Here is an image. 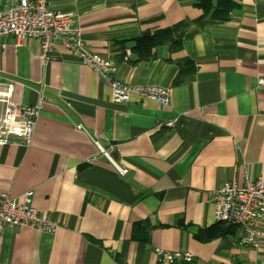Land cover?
I'll return each instance as SVG.
<instances>
[{"label": "crops", "instance_id": "0c3cea01", "mask_svg": "<svg viewBox=\"0 0 264 264\" xmlns=\"http://www.w3.org/2000/svg\"><path fill=\"white\" fill-rule=\"evenodd\" d=\"M240 2L230 21L173 52L135 47L198 18L195 0H49L76 15L85 47L114 60L117 79L169 88L168 106L114 99L61 44L44 63L38 40L0 39V82H14L16 102L42 101L32 143L0 145V197L33 191V205L59 223L55 233L5 227L0 264H157V248L192 253L187 264H264V235L259 246L239 244V228L195 236L216 224L213 191L243 184L245 165L252 178L264 169V0ZM186 57L196 74L175 84Z\"/></svg>", "mask_w": 264, "mask_h": 264}, {"label": "built area", "instance_id": "2783aa9c", "mask_svg": "<svg viewBox=\"0 0 264 264\" xmlns=\"http://www.w3.org/2000/svg\"><path fill=\"white\" fill-rule=\"evenodd\" d=\"M7 35L33 38L40 42L39 57L48 62L56 47L61 44L80 61L92 68L112 90L116 100L128 101L133 95L153 99L168 106L170 89L150 85H130L116 78L114 60L89 51L82 39V28L71 12L54 9L49 0H8L0 6V39ZM15 84L11 80L0 82V145L12 142L29 145L37 127L42 101L22 104L14 101ZM78 129H85L78 125ZM101 151L104 149L100 147ZM244 183L226 181L212 193L214 223L237 226L242 233L239 244L259 246L264 235V169L251 177V166L245 165ZM122 173L127 169L120 168ZM33 191L26 192L20 200L4 192L0 197V235L5 227L28 226L40 231L55 233L59 223L33 205ZM157 264H187L193 254L184 250L156 249Z\"/></svg>", "mask_w": 264, "mask_h": 264}, {"label": "trees", "instance_id": "16d2710c", "mask_svg": "<svg viewBox=\"0 0 264 264\" xmlns=\"http://www.w3.org/2000/svg\"><path fill=\"white\" fill-rule=\"evenodd\" d=\"M195 5L202 10V14L198 18L185 19L169 28L147 32L138 38L135 48L141 49L147 45L146 51H149L160 45L169 44V48L173 52L182 50L185 42L191 40L199 31L230 21L232 12L241 7V2L240 0H195ZM144 40L146 41L144 42ZM195 74L196 67L192 59L183 58L179 61V72L174 83L182 84L192 80ZM235 228L238 227L216 223L205 230L199 229L195 236L199 240L207 241L220 235H226Z\"/></svg>", "mask_w": 264, "mask_h": 264}, {"label": "bare ground", "instance_id": "6f19581e", "mask_svg": "<svg viewBox=\"0 0 264 264\" xmlns=\"http://www.w3.org/2000/svg\"><path fill=\"white\" fill-rule=\"evenodd\" d=\"M193 258H194V255H193Z\"/></svg>", "mask_w": 264, "mask_h": 264}]
</instances>
